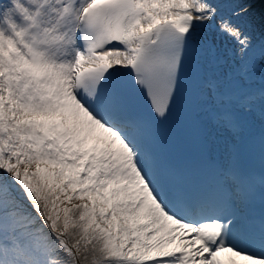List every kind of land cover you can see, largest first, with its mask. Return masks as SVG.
Here are the masks:
<instances>
[{
  "label": "snow or ice",
  "instance_id": "6c2138e0",
  "mask_svg": "<svg viewBox=\"0 0 264 264\" xmlns=\"http://www.w3.org/2000/svg\"><path fill=\"white\" fill-rule=\"evenodd\" d=\"M248 14L243 0H0V264H264V210L238 207L256 188L241 151L193 172L150 134L189 88L218 129L264 120L248 86L264 79V21L258 41Z\"/></svg>",
  "mask_w": 264,
  "mask_h": 264
},
{
  "label": "bare ground",
  "instance_id": "6f19581e",
  "mask_svg": "<svg viewBox=\"0 0 264 264\" xmlns=\"http://www.w3.org/2000/svg\"><path fill=\"white\" fill-rule=\"evenodd\" d=\"M243 3L249 8V14L246 17V19L253 25L254 31L257 37V40H260V32H261V22L264 21V0H243ZM222 7L225 11L230 10V5L225 2L222 4ZM254 59L258 62L259 61V47L254 51L253 53ZM219 72L225 71V65L221 64L216 69ZM259 74H256L251 80L254 81L253 84H248V86L257 93L261 88H264V82L256 81ZM204 102V99L202 98L201 103ZM200 117L202 120L206 121L208 124L210 123V120L208 118V115L204 111H200ZM242 120H243V126L242 128H245L248 130L249 128L252 130L251 133L257 132L259 130H264V120H262L259 112V108L256 109L254 112L249 113H242ZM211 125V137L215 140L217 144V148L221 149V143L218 141V136L221 134H227L225 135L228 139H234L237 135H243L241 133L239 134H233V132L222 130L216 128L213 124ZM234 135L231 136V135Z\"/></svg>",
  "mask_w": 264,
  "mask_h": 264
},
{
  "label": "rangeland",
  "instance_id": "374dc122",
  "mask_svg": "<svg viewBox=\"0 0 264 264\" xmlns=\"http://www.w3.org/2000/svg\"><path fill=\"white\" fill-rule=\"evenodd\" d=\"M256 81L264 82V79H262V78L258 75V78H257ZM253 83H254V81L251 80L248 84H253Z\"/></svg>",
  "mask_w": 264,
  "mask_h": 264
}]
</instances>
